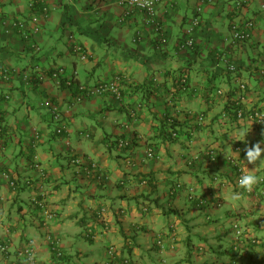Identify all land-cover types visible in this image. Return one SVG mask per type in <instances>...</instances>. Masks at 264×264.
<instances>
[{
  "label": "crops",
  "instance_id": "0c3cea01",
  "mask_svg": "<svg viewBox=\"0 0 264 264\" xmlns=\"http://www.w3.org/2000/svg\"><path fill=\"white\" fill-rule=\"evenodd\" d=\"M263 5L160 0L156 28L136 10L121 22L117 0H0V67L12 72L0 79V167L17 185L12 193L0 177V264H264V182L244 192L235 170L258 166L247 164L244 149L258 141L264 148V124L232 108L264 115ZM16 17L26 37L11 25ZM244 20L251 37L231 42V24ZM187 38L193 45L181 49ZM56 68L74 79L71 88L52 82ZM109 81L121 101H74L79 86ZM171 121L178 137L167 139ZM257 172L264 176V167ZM233 191L243 192L235 206ZM34 195L52 220L31 205Z\"/></svg>",
  "mask_w": 264,
  "mask_h": 264
},
{
  "label": "built area",
  "instance_id": "2783aa9c",
  "mask_svg": "<svg viewBox=\"0 0 264 264\" xmlns=\"http://www.w3.org/2000/svg\"><path fill=\"white\" fill-rule=\"evenodd\" d=\"M160 2V0H117V3L119 5L120 8H122V14L120 15L119 19L121 22H124L126 20L127 17H129L131 15V13H133V11H138L143 15L144 18V23L148 24H155L156 23V28H157V20H156V9H157V4ZM264 6V5H263ZM199 10V9H198ZM47 10L45 7L42 8V12L41 15L44 16L46 15ZM0 19H1V15H0ZM194 24L198 23V19L194 18L193 20ZM11 25L19 32L21 33L22 36L26 37V21L24 20V18H14L11 21ZM35 30L38 29V27L34 28ZM253 30V23L250 20H244L238 23H233L230 26V38L229 40H231V42L234 43H244L246 40H248L251 36V32ZM138 37V34H137ZM136 40V38H135ZM70 46L71 49L74 53L78 54L79 56L83 57L84 52L82 47L77 44L74 40H70ZM193 45L191 38H187L182 45L180 46L181 49H186L187 47H191ZM227 69L229 71H236V66L234 64H229L227 66ZM11 71H9L7 68L4 67H0V79L1 80H7L9 78V76L11 75ZM50 79L52 80V82L60 87L61 84H65L67 87L70 85L71 83V77L65 75L64 70L62 68H56L54 69L51 73H50ZM41 80V79H40ZM181 81L184 83L186 81V79L183 77L181 79ZM79 94L78 96L75 98L74 101L78 102L81 101L82 97L90 95V96H108L110 98H112L114 101L118 102L122 100V93H121V89L119 88L118 84L116 81H109V82H102V83H98L92 86H88V85H81L79 86ZM241 89H244V86L241 85ZM6 98H8V96H6ZM236 118L241 119V118H247L249 120H253L254 123L258 126H261L264 124V115L263 113L259 112V111H254L253 113H250L248 115H245L243 113L242 110H236ZM54 118H56L57 120L59 119V114L54 113ZM61 127L57 128L56 133L60 134L61 133ZM165 136H170L172 138H176L178 137V131L177 130H171L169 129L166 133ZM129 142L128 140H118L117 141V147L124 149L128 146ZM234 151H239L236 153H240L242 151V148L240 146H236L234 148ZM147 155L149 157H151L153 155V149L149 148L147 149ZM217 153L216 151L212 148L210 150H208L207 152V156L210 159H214L216 157ZM86 162V160H85ZM85 162H83L81 159H75L73 160V164L77 165V166H81L84 165L85 166ZM37 165H35L36 167ZM237 166V165H236ZM238 169V176L236 179V184H237V180L239 178V176L241 175V168L238 165L237 166ZM0 177H6L8 180V185L10 187V190L12 193H16L17 192V185L15 184V182L11 179L8 178L6 172H4L3 170H0ZM196 200L198 201L199 204H203V200L201 198H196ZM31 204L37 208L40 209V211H42V215L41 218L44 220V223H46L49 220L53 219V214L51 213V211L47 210L46 206H45V200L40 197V196H32L31 198ZM234 230H235V239L236 242L233 245V250H237V242L238 239L241 235V231L238 229L237 225L233 226ZM47 241L50 244V250L51 252H53V254L55 255V257L60 258L62 256L60 247H59V243L58 241H56L55 239H53L50 236H47ZM0 249L2 250L3 247L0 246ZM30 252H32V250H27L26 253L29 254ZM31 254V253H30Z\"/></svg>",
  "mask_w": 264,
  "mask_h": 264
},
{
  "label": "clouds",
  "instance_id": "9594fccd",
  "mask_svg": "<svg viewBox=\"0 0 264 264\" xmlns=\"http://www.w3.org/2000/svg\"><path fill=\"white\" fill-rule=\"evenodd\" d=\"M0 15H1L0 20H2L3 17H2L1 11H0ZM261 143L262 142L258 141L254 144L246 146L244 149L245 159L248 165H257V162H259L258 166H255L252 168L247 167L246 170L242 171L241 175L239 176L237 180V186L239 189H243L244 192L251 193L254 190L255 186H257L261 182H264V176L259 175L257 172L258 168L264 167V148L261 147ZM236 152H239V151H236ZM228 199L235 206L236 203L243 201V192L233 191L229 195ZM30 203H31V199H30ZM0 246L3 247L2 250L0 249V251L3 252L5 250V247L3 245H0ZM27 250H32L31 246H28L26 251Z\"/></svg>",
  "mask_w": 264,
  "mask_h": 264
},
{
  "label": "trees",
  "instance_id": "16d2710c",
  "mask_svg": "<svg viewBox=\"0 0 264 264\" xmlns=\"http://www.w3.org/2000/svg\"><path fill=\"white\" fill-rule=\"evenodd\" d=\"M160 3V2H159ZM33 6H39V9H40V12H42V8H43V4H38V3H34V5ZM47 10V9H46ZM122 8H121V13H120V15L122 14ZM48 11V10H47ZM120 17V16H119ZM251 37V36H250ZM74 40L73 39V37L71 36V35H69L68 36V42L70 43V40ZM249 40V39H248ZM247 41V40H246ZM245 41V42H246ZM70 45V44H69ZM71 47V46H70ZM74 83H75V81H74V79L71 77V83H70V85L68 86V88L70 87H72L73 85H74ZM60 87H67L65 84H61V86ZM5 100V99H4ZM232 108L234 109L233 110V113H234V116L235 117H237L236 115V110H242L243 111V113L245 114V115H248V114H250V113H253L254 111H258V110H255V109H250L249 111H245L243 108H242V106L239 104V103H236L235 105H233L232 106ZM54 113H56V114H58V112L55 110V111H53ZM259 112H260V110H259ZM227 114V113H226ZM1 121H2V119H1V117H0V155H2V151L5 149V147H6V136H5V132H6V130H5V128H3V125L1 124ZM172 122V121H171ZM174 124H173V122L172 123H170L169 124V126L171 127V130H175L174 129V126H173ZM169 130V129H168ZM167 130V131H168ZM166 131V132H167ZM165 132V133H166ZM166 138L167 139H174V138H172V137H170V136H166ZM177 138V137H176ZM124 140V138H119L118 140ZM117 140V141H118ZM126 140V139H125ZM116 144H117V142H116ZM240 145V144H239ZM241 146V145H240ZM242 147V146H241ZM127 148V147H126ZM126 148H124V149H126ZM2 168L0 167V170H1ZM238 169V167L237 166H235V170H237ZM237 173H238V171H237ZM232 248H233V246H232ZM237 253L239 252V251H242L241 249H239V248H237Z\"/></svg>",
  "mask_w": 264,
  "mask_h": 264
},
{
  "label": "rangeland",
  "instance_id": "374dc122",
  "mask_svg": "<svg viewBox=\"0 0 264 264\" xmlns=\"http://www.w3.org/2000/svg\"><path fill=\"white\" fill-rule=\"evenodd\" d=\"M33 206V205H32ZM34 207V206H33ZM234 233H235V231H234Z\"/></svg>",
  "mask_w": 264,
  "mask_h": 264
}]
</instances>
